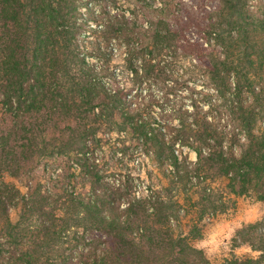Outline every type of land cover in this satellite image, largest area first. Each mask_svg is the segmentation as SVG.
Wrapping results in <instances>:
<instances>
[{
    "label": "trees",
    "instance_id": "1",
    "mask_svg": "<svg viewBox=\"0 0 264 264\" xmlns=\"http://www.w3.org/2000/svg\"><path fill=\"white\" fill-rule=\"evenodd\" d=\"M248 1L220 0L206 39L207 45L212 42L218 51L211 49L204 69L214 90L221 97L227 96L230 115L235 116L246 135V148L238 156L225 152L223 135L201 120H179L180 134L172 138V144L188 145L191 140L197 170L215 168L227 179L234 195L250 191L264 199V11L252 14ZM75 3L0 0V114L8 117V123L0 127V264H65L66 257L58 253L60 241L70 228L94 229L114 240L112 257L107 252L80 264H161L165 250L175 264H187V246L183 245L186 238L172 237L169 215L164 212L156 217L149 213L152 210L147 211L142 197L126 199V217L120 219L118 214L102 211L96 196L85 200L71 192L63 201H49L39 187L24 195L2 180L3 176L16 177L32 158L62 153L61 148H69L75 138L82 143L80 150L86 149L87 141L95 142L97 131L92 123L110 124L115 113L121 118L114 130L118 134L128 130L135 141L153 143L161 150L167 144L149 122L139 117L134 120L124 111L119 89L111 90L101 83L100 76L110 73L108 64L98 72L86 66L84 54L92 52L78 51ZM134 28L132 19L116 13L90 30L103 41L113 40L124 47L122 66L135 79L148 76L149 69L160 72V59L175 53V33L167 21L150 20L143 44V35ZM95 52L92 55L99 57L98 48ZM247 96L251 97L249 103L245 102ZM60 118L75 125L67 128L68 142H46L48 128H55ZM258 123L260 128L253 131ZM167 149L171 166L183 165L172 147ZM87 150L80 151L81 155ZM12 211H16L14 221L10 218ZM139 212L144 220L141 226L133 227L129 218ZM259 223L247 224L239 232L242 242L258 253L257 258H233L224 264H264V229ZM132 228L137 240L148 243L147 247L135 241Z\"/></svg>",
    "mask_w": 264,
    "mask_h": 264
},
{
    "label": "rangeland",
    "instance_id": "2",
    "mask_svg": "<svg viewBox=\"0 0 264 264\" xmlns=\"http://www.w3.org/2000/svg\"><path fill=\"white\" fill-rule=\"evenodd\" d=\"M75 2L79 25L76 34L78 51L80 54L92 52L84 54L86 66L98 72L108 64L110 73L100 76L101 83L111 90L119 89L124 111L134 120L139 117L149 122L167 144L161 150L153 143L135 141L128 130L118 134L114 130L121 118L115 113L110 124L98 126L92 123L97 131L95 142L85 141L88 150L83 155L80 151L86 149L80 150L82 143L75 138L69 148H61L62 153L32 158L16 177L3 176L2 180L24 195L39 187L50 197L49 201H63L71 192L85 200L91 195L96 196L102 211L118 214L120 219L126 217V201L131 197H142L146 200L147 211L152 210L149 213L156 214V217L163 216L164 212L169 215L172 237L186 238L183 245L187 246V264H224L233 258H257L258 253L242 242L239 232L247 224L259 222V228L264 229V199H260L257 192L250 191L234 195L227 179L215 168L204 166L197 170L196 154L189 146L193 145L191 140L188 145L172 144V138L180 134L179 120H201L212 124L217 134L223 135L221 145L225 152L238 156L246 148V135L235 116L230 115L227 96L221 97L205 76L208 53L211 49L218 51L211 41L208 46L206 39L208 25L216 17L220 0ZM247 8L252 14L262 13L264 0H249ZM116 13L133 20L135 32L143 35V44L148 35L144 32L148 21H167L175 33V53L172 57L160 59V72L157 68L149 69L148 76L135 79L122 66L124 47L113 40L105 42L91 32L90 28L95 29ZM96 48L101 52L99 57L92 55ZM245 100L249 103L251 97L247 96ZM3 123H8V117L0 114V127ZM258 125L255 124L253 131L260 128ZM68 127L75 128L74 122L60 118L55 128H48L45 141L65 145L69 137ZM168 146L183 164L179 168L171 166ZM10 218L16 220V211L10 213ZM129 220L133 227L141 226L144 217L141 212L136 216L132 213ZM148 226H152V221ZM132 229L135 241L147 247L148 243L137 240L136 230ZM111 238L94 229L70 228L60 241L58 254L66 257L65 264H80L107 252L112 257L114 240ZM151 245L154 247L153 242ZM161 255V264L176 263L168 250ZM165 255L170 256L164 258Z\"/></svg>",
    "mask_w": 264,
    "mask_h": 264
}]
</instances>
